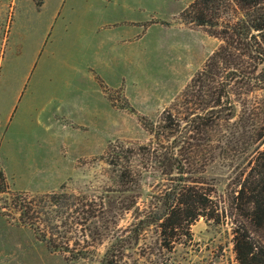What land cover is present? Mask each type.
Masks as SVG:
<instances>
[{"label":"rangeland","instance_id":"374dc122","mask_svg":"<svg viewBox=\"0 0 264 264\" xmlns=\"http://www.w3.org/2000/svg\"><path fill=\"white\" fill-rule=\"evenodd\" d=\"M188 1L195 0L179 5L158 0L154 16L169 15ZM106 5V0H43L41 6L34 0H0V168L14 190L42 195L66 186V191L103 201L119 211L123 229L136 221L133 211L122 212L123 204L135 199L141 209L157 205L163 214L161 201L171 181L159 170H144L136 158L133 164L144 170L142 179L122 183L124 168L111 163L110 152L152 140L146 125L161 124L220 41L208 28L184 23L180 15L163 22L172 26L166 48L142 57L141 72L119 63L92 66L94 53L83 52L78 41H86L89 21ZM127 78L134 81L124 82ZM238 90L242 94L219 130L224 152L198 173L215 187L222 205H229L239 189L252 152L243 142L260 122L257 108H264V90ZM5 195L0 194V264H103L117 232L104 229L105 220L113 228L111 213L90 223L89 239H99L96 252L70 259L5 215ZM161 232L156 223L147 226L139 241L124 248L120 263L237 264L231 221L201 217L192 224L191 237L180 230L170 248L163 246Z\"/></svg>","mask_w":264,"mask_h":264},{"label":"trees","instance_id":"16d2710c","mask_svg":"<svg viewBox=\"0 0 264 264\" xmlns=\"http://www.w3.org/2000/svg\"><path fill=\"white\" fill-rule=\"evenodd\" d=\"M34 1L43 4V0ZM181 16L184 23L208 28L220 45L177 103L165 111L161 124L146 125L153 136L148 144H123L110 152L111 163L124 168L122 183H137L143 171L151 169L170 179L161 201L163 214L157 205L143 210L131 199L120 209L133 211L136 221L122 229L119 211L107 208L103 201L66 191V186L42 195L14 190L0 168V194H6L1 198L3 212L32 228L51 250L70 259L94 254V242L99 239H89L90 223L111 213L113 228L105 220L104 229L117 232L105 250L103 264H126L120 263L124 248L139 241L147 226L158 224L163 246L170 248L180 230L186 229L191 237L192 224L204 217L217 223L231 221L237 264H264V108H257L260 122L243 142L252 152L231 203L222 205L215 187L198 175L224 152L219 130L235 97L242 94L238 89L246 87L253 94L264 90V0H195ZM136 158L142 160L144 170L136 169Z\"/></svg>","mask_w":264,"mask_h":264},{"label":"crops","instance_id":"0c3cea01","mask_svg":"<svg viewBox=\"0 0 264 264\" xmlns=\"http://www.w3.org/2000/svg\"><path fill=\"white\" fill-rule=\"evenodd\" d=\"M157 1L106 0L107 5L89 21L90 26L88 23L86 41H78L83 52L87 50L88 54L94 53L91 55L96 59L92 61V66L119 63L127 65L132 73L141 72L142 57L149 58L158 48L164 50L167 34L172 31V26L164 25L163 22L171 23L178 19L189 7L190 1L169 15L156 17L153 3ZM163 1L179 5L184 0ZM183 48L180 45L178 50L183 51ZM125 81L131 82L134 79L127 78Z\"/></svg>","mask_w":264,"mask_h":264}]
</instances>
